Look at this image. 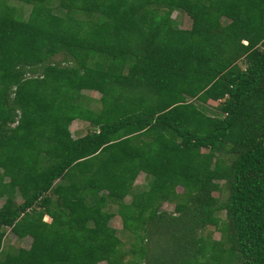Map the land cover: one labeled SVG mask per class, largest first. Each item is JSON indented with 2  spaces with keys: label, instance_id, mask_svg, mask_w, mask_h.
Returning a JSON list of instances; mask_svg holds the SVG:
<instances>
[{
  "label": "trees",
  "instance_id": "obj_1",
  "mask_svg": "<svg viewBox=\"0 0 264 264\" xmlns=\"http://www.w3.org/2000/svg\"><path fill=\"white\" fill-rule=\"evenodd\" d=\"M99 262L264 264V0H0V264Z\"/></svg>",
  "mask_w": 264,
  "mask_h": 264
},
{
  "label": "rangeland",
  "instance_id": "obj_2",
  "mask_svg": "<svg viewBox=\"0 0 264 264\" xmlns=\"http://www.w3.org/2000/svg\"><path fill=\"white\" fill-rule=\"evenodd\" d=\"M22 8L23 10L26 9V5H22ZM170 16L176 20V22L178 24H180L181 22L184 21V19L186 21L187 18L184 17V15L178 11H171L170 13ZM53 58H59V55L56 54L53 56ZM239 63V62H238ZM241 66V63H239ZM82 93L91 98L93 101H90L88 103L89 106H92L95 105V100H96V96H97V92L96 91H93V90H84L82 91ZM80 122V124H78V131L79 133H82L87 127H89V124L84 121H78ZM75 127H76V124H75ZM68 130L71 132L70 134L73 136L74 133H73V125H69L68 127ZM76 130V129H75ZM134 184H140L142 182V172L138 171L134 177H133V181H132ZM176 190H179V187H176ZM214 194V193H212ZM171 203H168V202H163L161 207L165 210H171ZM44 219L47 220V217L44 216L43 217ZM108 224L111 225L112 227H114L117 231L119 230V220H118V217L117 215H112L109 219H108ZM206 230H209L210 234L212 237H217L218 235V232L215 230V229H212L210 226H208L206 228ZM119 234V231L117 232ZM28 243V238H21V239H18L16 238V236L8 229V227H5L4 228V235H3V240H2V245L3 247H7V246H22V247H25ZM99 264H101V262H99Z\"/></svg>",
  "mask_w": 264,
  "mask_h": 264
},
{
  "label": "crops",
  "instance_id": "obj_3",
  "mask_svg": "<svg viewBox=\"0 0 264 264\" xmlns=\"http://www.w3.org/2000/svg\"><path fill=\"white\" fill-rule=\"evenodd\" d=\"M84 91V90H83ZM94 91V90H93ZM83 94V93H82ZM96 98H97V96H96ZM90 101H93L91 98L89 99ZM78 121H82V122H84L83 120H80V119H73V120H71L70 121V123H69V125H73V128H74V130H73V133H74V135L73 136H76V135H80V134H82V133H79V132H77L78 131V124H80V122H78ZM75 124H76V127H75ZM69 125H68V127H69ZM76 129V130H75ZM70 132V131H69ZM71 133V132H70Z\"/></svg>",
  "mask_w": 264,
  "mask_h": 264
},
{
  "label": "built area",
  "instance_id": "obj_4",
  "mask_svg": "<svg viewBox=\"0 0 264 264\" xmlns=\"http://www.w3.org/2000/svg\"><path fill=\"white\" fill-rule=\"evenodd\" d=\"M242 42H244V41H242Z\"/></svg>",
  "mask_w": 264,
  "mask_h": 264
}]
</instances>
